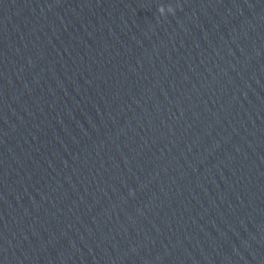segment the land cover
<instances>
[{
  "label": "clouds",
  "instance_id": "1",
  "mask_svg": "<svg viewBox=\"0 0 264 264\" xmlns=\"http://www.w3.org/2000/svg\"><path fill=\"white\" fill-rule=\"evenodd\" d=\"M159 11H160L161 14H163V13L165 12V8H164V7H161V8L159 9ZM167 11L171 12L172 9L169 8V9H167Z\"/></svg>",
  "mask_w": 264,
  "mask_h": 264
}]
</instances>
